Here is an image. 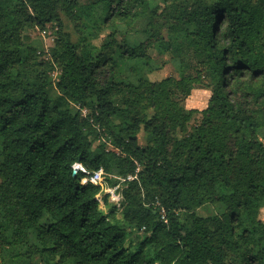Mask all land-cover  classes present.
Returning a JSON list of instances; mask_svg holds the SVG:
<instances>
[{"label":"trees","instance_id":"trees-1","mask_svg":"<svg viewBox=\"0 0 264 264\" xmlns=\"http://www.w3.org/2000/svg\"><path fill=\"white\" fill-rule=\"evenodd\" d=\"M167 1L94 0L80 15L74 0H0V264H264V0ZM62 14L111 34L99 50L71 42ZM48 25L54 84L25 34ZM150 48L183 68L189 54L205 109L175 99L186 77L147 79ZM106 134L111 150L93 149ZM100 167L123 184L120 212L82 183Z\"/></svg>","mask_w":264,"mask_h":264},{"label":"rangeland","instance_id":"rangeland-1","mask_svg":"<svg viewBox=\"0 0 264 264\" xmlns=\"http://www.w3.org/2000/svg\"><path fill=\"white\" fill-rule=\"evenodd\" d=\"M76 2V9L73 11H77L78 14L82 15V12L87 11L88 6L94 2V0H74ZM171 1L168 0L167 4H169ZM160 8H163V2L160 3ZM87 7V8H86ZM160 12V11H159ZM90 13V12H89ZM83 17V16H82ZM78 17L75 20H72L70 17L65 16L62 14V21H63V30L62 35L66 36V38H69L71 42H77L78 40L84 41L87 44L93 46L96 50H99L102 45L107 40V36L111 34V28L108 25L102 24L99 19L95 17L94 22H90V26L87 24V21L83 17ZM144 16H141V18L138 20V22L134 23L131 27L129 24L124 25L123 24V31L127 34L141 30L144 25H146V19L143 18ZM130 28V32H129ZM56 27L54 26H46L44 30H38L37 28L29 29L26 31L27 36V42L32 45L37 50V60L35 61L36 64H39L40 62H50V66H48L46 70V74L48 79L51 81L52 84H54L59 75L58 69L53 64L50 50L54 44V39L56 38ZM161 32L163 36H165L166 32L164 29H161ZM115 40L117 44L123 45L125 36L121 34L120 32L116 34ZM148 54L150 56L149 63V69H146L145 76L147 79L151 82H162L165 79L179 81L181 77H186L191 84V88L189 91V94L183 92L179 87L172 86L170 88L171 92H173L175 99L180 103L181 107L185 110H197L201 111L206 108L207 102L210 98V88L206 86L207 80L204 77V74L201 71L194 70L193 68V61L191 60V57H188L189 54L184 53L182 58H186L188 63L187 68H183L179 60L175 59L173 55L171 54H165L162 56H158L156 51L150 48L148 50ZM189 58L192 62L189 61ZM197 72H199V75H197ZM193 80H196L195 82ZM53 86V85H52ZM56 91L52 89V95H56ZM200 115L195 114L193 118L191 119L188 128L190 129L196 122L199 120ZM117 123V122H116ZM108 136L107 134L104 135L101 139L96 140L93 143V149L100 146V144H106L105 148L107 150H111V146L108 144ZM138 143L140 146H145L146 139L144 133L141 131L138 134ZM200 215H207L211 213L219 214V210L217 207H211L208 209H200L199 211ZM259 220L264 223V210H261L259 213ZM143 232H138L136 234H133L131 238H128L127 242L125 243V246H129L130 242L134 243L137 240H141L144 235H142ZM229 264H240L234 257H231L228 260Z\"/></svg>","mask_w":264,"mask_h":264},{"label":"built area","instance_id":"built-area-1","mask_svg":"<svg viewBox=\"0 0 264 264\" xmlns=\"http://www.w3.org/2000/svg\"><path fill=\"white\" fill-rule=\"evenodd\" d=\"M86 114V110H82V115ZM75 171L81 170L83 168L80 164L76 163L73 166ZM135 176H128L125 180L131 181L135 179ZM124 181V180H123ZM82 183H90L95 186L100 187V192L96 196L99 202V208L107 213L106 203L115 206L117 212L122 210V203L124 201L123 198V184L122 182L117 183L116 185L110 186L104 179V170L102 167L98 168L97 170L93 171L90 175L86 178L82 179ZM163 213V210L161 211ZM163 215V214H162ZM164 216H162L163 218ZM144 228H142L139 232H143Z\"/></svg>","mask_w":264,"mask_h":264}]
</instances>
